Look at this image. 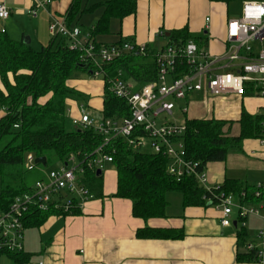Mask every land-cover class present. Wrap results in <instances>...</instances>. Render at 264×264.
I'll list each match as a JSON object with an SVG mask.
<instances>
[{
    "label": "trees",
    "instance_id": "16d2710c",
    "mask_svg": "<svg viewBox=\"0 0 264 264\" xmlns=\"http://www.w3.org/2000/svg\"><path fill=\"white\" fill-rule=\"evenodd\" d=\"M210 1L230 4L235 0ZM137 4L138 0H98L90 5L84 4V0H71L66 12V23L73 26L83 13L103 7V13L93 28L74 26H79L83 34L89 33L97 48L108 46L109 44L98 42L97 35L110 32L112 19L121 21L135 14ZM166 39L167 44L183 45L190 39L195 40L201 48L206 44L204 36L192 37L187 28L172 30ZM123 42L121 40L118 44ZM146 49L144 55L136 51L126 52L103 63L106 80L102 119L129 114L127 103L109 88L110 79L120 73L123 79L135 84V89L158 79L156 51L147 44ZM81 56V51L72 49L69 40L61 35H53L47 46L36 49L24 40L12 39L6 30H0V210L6 209L14 196L31 188L30 178L35 173L41 175L39 171L27 169L28 154L46 157V165L39 164L43 168L49 163L61 165L71 153L80 158L87 157L105 142L106 135L94 128H68L67 120L70 119L67 115V101L77 99L82 102L85 99L84 92L75 88L71 81L78 72H88L94 76L95 65L83 61ZM177 66L180 71L188 69L186 62L181 59ZM233 122L218 119L186 120L187 129L183 138L187 154L198 162V169H203L208 162L224 161L230 150L241 147L244 139L264 137L263 115H252L243 110L237 121L240 133L236 136L224 132V126ZM105 153L113 156L111 164L118 173L115 195L133 201V215L136 217L148 220L166 216V194L169 191L180 192L185 206L207 203L204 196H209V193L195 177L185 176L177 180L168 174V160L162 154L143 152L138 147H131L123 137L111 139L105 147ZM102 178V173L98 174L95 169H87L84 174L83 180L94 194V199L102 195ZM231 190L241 191L235 183L226 180L218 185L216 192ZM245 190L248 199L256 202L253 197L254 189L250 192L249 189ZM30 211L26 216V228L43 224L52 214L77 213L80 209L63 212L58 208L42 211L32 207ZM138 235L176 239L182 238L184 233L175 229H154L147 226L139 230ZM248 236L246 228L238 229V246L245 247ZM6 254L23 262L24 251ZM237 259L257 262L255 254L247 250L238 253Z\"/></svg>",
    "mask_w": 264,
    "mask_h": 264
},
{
    "label": "crops",
    "instance_id": "0c3cea01",
    "mask_svg": "<svg viewBox=\"0 0 264 264\" xmlns=\"http://www.w3.org/2000/svg\"><path fill=\"white\" fill-rule=\"evenodd\" d=\"M35 1L0 0L11 9L9 18L0 19V30L5 29L17 41L28 37L30 45L39 49L47 46L53 37L49 31V11L66 20L71 0H53L47 10L39 9L37 17H32L26 10ZM96 1L84 0V4ZM228 5L210 0H138L135 14L121 21L112 19L110 32L97 35L96 40L109 45L129 40L158 51L167 44L166 37L172 30L187 28L192 37H205L203 48L211 54H223L229 45L227 20L233 18L229 17ZM102 13L103 7L85 12L73 26L93 28ZM71 84L77 88L73 81ZM77 89L87 91L82 87ZM103 92L96 104L100 111ZM84 97L80 106L75 109L69 106L71 116H79L82 105L90 114L94 97L91 100L85 92ZM179 101L185 114L184 124L187 119L232 120L231 125L224 126V132L232 136L240 133L237 121L243 110L264 117V92L258 86H248L245 95L192 91L187 99L175 100V103L179 105ZM108 165L102 171L101 196L85 203L78 214L55 213L43 224L27 227L23 236V262L2 252L0 264H260L238 261L237 254L246 251L245 247L238 246L237 230L241 228L237 229L234 224L222 226L221 209L210 202L185 206L181 194L177 202L169 200L166 216L148 220L134 216L133 201L115 195L118 173L112 164ZM204 169L213 186L230 180L241 191L253 190L258 182L264 181V137L244 139L241 147L230 150L224 161L208 162ZM248 223L247 232L254 237L260 222L250 217ZM147 226L180 230L184 236L176 239L139 236L138 231Z\"/></svg>",
    "mask_w": 264,
    "mask_h": 264
},
{
    "label": "built area",
    "instance_id": "2783aa9c",
    "mask_svg": "<svg viewBox=\"0 0 264 264\" xmlns=\"http://www.w3.org/2000/svg\"><path fill=\"white\" fill-rule=\"evenodd\" d=\"M53 0H36L27 13L37 17L39 9L47 10ZM50 13L49 31L52 35H61L69 40L72 49L81 51L83 61L95 65L94 77H101L105 84L103 63L109 62L126 52L146 54V44L124 41L97 48L94 38L83 34L79 26H68L62 17ZM11 9L0 2V19H7ZM209 21V17L206 18ZM5 30V29H3ZM226 39L228 48L223 54H211L198 43L190 39L181 44H166L155 53L159 68L158 79L135 89L132 81L117 75L110 79L109 88L128 107L129 114L117 118L94 120L82 105L79 116L68 117L74 127L94 128L106 135L105 142L91 155L80 158L70 154L66 161L42 172L36 157L28 154L27 169H40L41 176L31 188L14 196L9 206L0 210V253H19L24 251L23 236L26 229V216L30 208L48 211L52 208L70 212L81 209L94 199L84 182L87 169L103 171L111 164L113 156L105 153V147L111 139L123 137L131 147L142 149L148 144L152 153L164 155L167 172L177 180L193 176L204 187L209 196H204L217 209H221L222 226L248 228L249 218L257 217L261 222L256 235L248 241L245 248L255 254L257 262L264 264V181L258 182L253 197L261 202L247 204V192H239L240 200L232 192H216L218 185H211L206 170L198 169V162L189 158L183 135L186 124L157 119L163 113L172 115L175 100L187 99L192 91H207L212 95L236 93L245 95L247 86H258L264 92V0H246L242 14L238 18L227 20ZM186 62L188 69L180 71L177 62ZM237 209L236 215H234Z\"/></svg>",
    "mask_w": 264,
    "mask_h": 264
},
{
    "label": "rangeland",
    "instance_id": "374dc122",
    "mask_svg": "<svg viewBox=\"0 0 264 264\" xmlns=\"http://www.w3.org/2000/svg\"><path fill=\"white\" fill-rule=\"evenodd\" d=\"M246 1V0H235L233 2H231L229 5H228V11H229V17H233V18H238L241 16L242 14V8H243V2ZM204 18V15L202 17V19ZM73 84L77 87V88H85L87 91H84L86 94H87V97L90 96L91 100L92 98L94 97V102L95 104L93 105L94 107H91L89 112L91 114V117L96 120V121H100L102 120V115H101V111L100 109L98 110V106L96 105L97 104V99H98V96H101L102 95V92H103V83H102V78L101 77H94V76H91L90 73L88 72H78V74L74 75L73 77ZM75 101H73L72 103H68V108L69 106L72 107L73 109H75L76 106H80V102L79 100L77 99H73ZM91 106V105H90ZM182 101H179V105L177 104V102L175 103V108L173 109V114L172 115H166L165 113L161 114L159 116V118L157 119L159 122L161 121H164V120H167V121H174L175 123H178V124H184L185 123V114L183 113L182 111ZM75 111V110H74ZM77 111V110H76ZM191 112V111H190ZM189 112V113H190ZM190 115V114H189ZM68 122V128L71 129V128H74V126L71 124V121L70 120H67ZM141 151L143 152H151L152 149L151 147L146 144L142 149ZM58 164H51L49 163L47 166H44L42 168V172H45L47 171L48 169L50 168H53L55 166H57ZM108 164L105 166V168L103 170H105L106 168H108ZM34 171H39L40 174H42L41 170L40 169H35ZM38 173H35V175L32 177V179L30 178V183L31 185L34 183V181L36 179H38L40 176L37 175ZM254 189V188H253ZM0 191H1V182H0ZM250 192V190H249ZM236 195V199L237 200H240L239 198V191H237L235 193ZM166 199L168 200H173L174 202L179 199H181V193L180 192H177V191H169L167 192L166 194ZM259 202H261L260 199H257L256 202H252L250 201L249 199L247 200V204H252V205H256V204H259ZM176 206V203L173 204V207ZM236 212H237V209L235 210V213L233 216L236 215ZM254 219H257V217H253ZM259 220V219H258ZM260 222V221H259ZM260 226H261V222H260ZM259 226V228H260ZM248 241L251 240V238H253V234L250 233V235L248 236Z\"/></svg>",
    "mask_w": 264,
    "mask_h": 264
},
{
    "label": "water",
    "instance_id": "95a60500",
    "mask_svg": "<svg viewBox=\"0 0 264 264\" xmlns=\"http://www.w3.org/2000/svg\"><path fill=\"white\" fill-rule=\"evenodd\" d=\"M24 41H25L26 43H30V39H29L28 37H25ZM35 162H36V164H43V165H46V157H36ZM97 173H98V174H101L102 171H101L100 169H98V170H97ZM210 204H211V202H210ZM233 224H234V226H236V225H237V222L234 221Z\"/></svg>",
    "mask_w": 264,
    "mask_h": 264
},
{
    "label": "bare ground",
    "instance_id": "6f19581e",
    "mask_svg": "<svg viewBox=\"0 0 264 264\" xmlns=\"http://www.w3.org/2000/svg\"><path fill=\"white\" fill-rule=\"evenodd\" d=\"M116 73H117V71H116ZM125 76V75H124ZM89 184V183H88ZM93 192V191H92ZM54 213V212H53ZM78 214V213H77Z\"/></svg>",
    "mask_w": 264,
    "mask_h": 264
}]
</instances>
